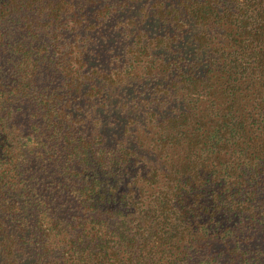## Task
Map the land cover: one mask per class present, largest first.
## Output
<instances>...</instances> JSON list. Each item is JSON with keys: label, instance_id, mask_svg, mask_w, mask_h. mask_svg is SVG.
Masks as SVG:
<instances>
[{"label": "trees", "instance_id": "1", "mask_svg": "<svg viewBox=\"0 0 264 264\" xmlns=\"http://www.w3.org/2000/svg\"><path fill=\"white\" fill-rule=\"evenodd\" d=\"M91 1L0 0V264H264V0H153L171 91L114 142L79 95L126 78L60 48Z\"/></svg>", "mask_w": 264, "mask_h": 264}, {"label": "rangeland", "instance_id": "2", "mask_svg": "<svg viewBox=\"0 0 264 264\" xmlns=\"http://www.w3.org/2000/svg\"><path fill=\"white\" fill-rule=\"evenodd\" d=\"M93 1L86 3V8L82 11L84 14H80L81 23L73 24L68 20L65 24L68 30H83L79 32L78 37L73 32L74 36L71 38L63 32L61 42L67 47L61 45L60 48L69 49L72 39H75L74 44H85L88 64L86 69L89 72L93 68L102 73L115 72L116 75L118 72L126 78V82L119 89L114 84V94L99 93L90 100L79 95L80 114L85 120L84 131L88 134L98 132L107 140H113L112 142L115 141L116 135L124 140L133 141L139 138L148 141L154 101L157 102L156 98H161V93L171 91L168 87L172 83L171 77L163 75L155 78L151 74L149 76L147 66V60L154 57V49H157L155 44L157 45L159 40L156 37L158 34H164L166 28L153 19V0H149L148 5H144L143 0H126L115 8L104 7V0ZM116 1L113 0V3ZM161 42V55L169 56L165 38ZM143 43H146V46H143ZM117 92L121 93V99L115 96Z\"/></svg>", "mask_w": 264, "mask_h": 264}]
</instances>
